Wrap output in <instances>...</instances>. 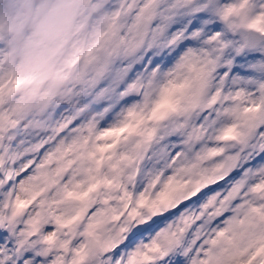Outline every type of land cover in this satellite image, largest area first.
I'll return each instance as SVG.
<instances>
[{"label":"snow or ice","instance_id":"1","mask_svg":"<svg viewBox=\"0 0 264 264\" xmlns=\"http://www.w3.org/2000/svg\"><path fill=\"white\" fill-rule=\"evenodd\" d=\"M68 100L0 67V264H264V0H110Z\"/></svg>","mask_w":264,"mask_h":264},{"label":"rangeland","instance_id":"2","mask_svg":"<svg viewBox=\"0 0 264 264\" xmlns=\"http://www.w3.org/2000/svg\"><path fill=\"white\" fill-rule=\"evenodd\" d=\"M29 1L30 0H16L15 1V5L20 6L19 7L20 10L18 12L19 17H16L15 15L11 14L12 15V18H11L9 14V7L7 6L8 8L7 22L11 20V24L13 25V27H15V23L18 24V27L11 29V32H12L11 34L9 33L5 34L3 32H0V67H2L4 72L7 74L10 65L12 64L18 65V67L22 66L21 68H19V71H20L19 74L21 75L34 74V76L37 79H40L43 76H46V77L50 76L51 78V76L53 75L54 76L60 75L59 73H53L52 69L55 66L53 65V63L59 62L60 61L59 58L60 59L63 58L64 45L61 42L65 41L66 43H69L67 44V47L69 49L68 53H72L71 54L72 59L70 60L69 57L65 58L64 60H67V61L62 63L61 69H59V67L55 68V70L61 71L63 75V81L57 84V86L60 85V87L57 89H54V88L46 89L45 87H43V85L39 83L33 86L24 85L21 92L18 93V96L20 97L21 100H24L26 98L25 94H29V97H33V96L39 97L43 95H51L61 100H68L71 98L70 96L71 90H73V93H74L76 89L83 87V85L86 83L89 73L92 71L95 65V62L99 60L98 55L100 54L101 59L107 55V47H106L107 45L100 42L101 35L96 30V28L100 32H104L106 30L102 26L105 25V21H106L105 17L108 18V13L106 12V10H104L101 13V15L98 16L99 18H101L98 21L97 20L98 17L95 18V16H97L95 15V12L93 13V10H89L91 0H87V1L86 0L84 1L82 0H63L62 7H60V11L58 12V10H56V16L58 17V19L55 20V21L60 20L61 24L59 25L58 29H53L50 33L52 36H54L53 40L57 39L56 35H60V33H63V34L59 38V40L61 39L60 42H58L59 45L53 48V52H52V49L50 51H48L49 49L47 50L46 55H47V58L49 59V63L46 66H44L40 63L38 64L37 61L40 59V54L42 53L41 52L42 50L40 49L41 46L48 44V42L46 41L47 37L45 35L47 31L44 33L43 28L40 29L41 25L38 26L37 24V22L39 21L38 19L40 17V12H39V9H37L36 5L38 2L42 4L40 5V7L41 6L45 7L46 5H49V9H48L49 11L55 7V2L57 0H34L30 4H29ZM77 1L82 2L83 5L81 3L80 4L85 8L84 14L80 18L78 17L79 10H77V7L79 6L80 8L81 5L77 4L76 3ZM109 1L110 0H98L99 5H97V7L100 9H105V6L108 5L107 3ZM6 2L8 1L0 0V9H2V11H4L2 8V5L6 4ZM73 7L75 9V16H77V18L75 16H71ZM30 8L36 11V15L33 21L29 22L27 21L28 19L27 11H29L28 9ZM67 8H69L71 12L68 13ZM61 11H64V12H61ZM63 18H66L67 20L63 21ZM81 18L84 20H82ZM85 18L87 19V22L85 21ZM12 19L15 21V23ZM92 20L95 21V25L92 24ZM97 22H99L100 24L98 27H97ZM1 24H3L2 19L0 20V26ZM90 26H95L96 28L94 27V29L91 30ZM19 30L21 32H19ZM16 32L19 34L18 36L16 35ZM67 32H73L75 36V40L73 39V37H72V40H69V39L66 40L65 36L67 35L70 36V34ZM83 33L88 35L89 37V44L86 45V48H84L85 51L89 52L88 59H86L85 56H83L79 52V49H82L80 41H81L82 35H84ZM21 36H23L22 39H21ZM15 40H24V44L22 46L25 47L26 51H28L30 47L33 48L34 46L31 52L35 53L33 52V50H36V52L39 53V54L35 53L37 54V56H35L36 57L35 60H30L29 62L26 61V58L23 56L24 54L16 59H13L12 55L14 56L19 55V53H17L16 51H12V49L14 50L16 49ZM76 45L79 46L77 50H76ZM32 53H30L29 55H33ZM52 53L57 54L58 58L57 59L51 58L50 56ZM83 65L84 67L81 68V66ZM36 66H38L40 69H36Z\"/></svg>","mask_w":264,"mask_h":264},{"label":"bare ground","instance_id":"3","mask_svg":"<svg viewBox=\"0 0 264 264\" xmlns=\"http://www.w3.org/2000/svg\"><path fill=\"white\" fill-rule=\"evenodd\" d=\"M16 1V0H15ZM15 1L14 0H10V1H8L6 4H3L2 5V8H3V10H8V8H7V6L9 7V14H10V16H11V18H12V15L11 14H13V15H15L16 17H19V15H18V12H19V10H20V6L18 5H15ZM32 1H34V0H30L29 1V4L32 2ZM82 1H84V0H82ZM87 1V0H86ZM85 1V2H86ZM62 2H63V0H57L56 2H55V7L52 9V10H49L48 11V9H49V5H46L45 7H40V5H42V4H40V2H38L37 3V9H39V12H40V17H39V21L37 22V24H38V26L39 25H41V28L40 29H42L43 28V32L45 33L46 31V33H45V35H46V37H47V42H48V44H45V45H42L41 46V54H40V59L38 60V59H36V60H38L37 62H38V64L40 63V64H42V65H44V66H46L48 63H49V59L47 58V50L48 51H50L51 49H52V52H53V48L55 47V46H58L59 45V43L58 42H60V40H59V38H60V36H62V34L63 33H60V35H56V37H57V39L56 40H53V37L54 36H52L50 33H51V31L53 30V29H58V27H59V25L61 24V21L59 20V21H55V20H57L58 19V17L56 16V10H58V12L60 11V7H62ZM77 4H82V2H80V1H77L76 2ZM76 3H75V5H76ZM109 3H110V1L107 3L108 5H106L105 6V9H100V8H98L97 7V5H99V2H98V0H93L92 2H91V4H90V6H89V10H93L94 12H95V15H97V16H95V18L96 17H98V16H100L101 15V13L104 11V10H106V12L108 13V18L107 17H105V19H106V21H105V25L104 26H102L103 28H105L106 30L104 31V32H100L95 26H90V29L92 30V29H94V27L96 28V30L99 32V34L101 35L100 36V42H102V43H104V44H106L107 46V48H108V41H107V35H108V27H109V20H110V15H111V10H110V8H109ZM80 4V5H81ZM83 5V4H82ZM80 6V8H79V6L77 7V10H79V13H78V17L80 18V17H82L83 16V14H84V7L83 6ZM22 7V6H21ZM29 10V9H28ZM47 10V11H46ZM30 11V10H29ZM29 11H27V15L29 14ZM67 11H68V13L69 12H71V10L69 9V8H67ZM61 12H64V11H61ZM35 15H36V11L34 12V15H33V17H32V20L31 21H33V19L35 18ZM71 16H75V9H74V7L72 8V15ZM76 18H77V16H75ZM2 19V23H3V25H4V27H6L7 26V17L5 16V14H4V12L2 11V9H0V20ZM82 19V18H81ZM101 18H99L98 17V21L100 20ZM109 19V20H108ZM13 20V19H12ZM67 19L66 18H63V21H66ZM82 20H84V19H82ZM14 21V20H13ZM70 21V20H69ZM52 22V23H51ZM14 23H15V21H14ZM92 24L93 25H95V21L94 20H92ZM100 24H99V22H97V27L99 26ZM52 26V27H51ZM102 27H100V28H102ZM97 32V33H98ZM67 33H69L70 34V36L69 35H67V36H65V39L67 40V39H69V40H72V37H73V39L75 40V36H74V34H73V32H67ZM84 34V33H83ZM84 41H86V40H84L83 39V37H82V39H81V41H80V44H82ZM63 45H64V49H63V58L62 59H60L59 58V62H55V63H53V65H55L54 67H53V69H52V72L53 73H59L60 75H56V76H51V78H52V80H51V78H50V76H43L42 78H40V79H37L36 77H34V74H30V76H33L34 77V82L33 83H31V84H27L28 86H33V85H36L37 83H39V84H41V85H43V87H45L46 89H52V88H54V89H57V88H59L60 87V85L59 86H57V84H59V83H61L62 81H63V75H62V73H61V71H57V70H55V68L57 67H59V69H61V65H62V63L63 62H65V61H67V60H64L65 58H67V57H69L70 58V60L72 59V53H68V47H67V44H69V43H66L65 41H62L61 42ZM73 43H74V41H73ZM73 45V44H72ZM78 45H76V50L78 49ZM33 48H34V46H33ZM32 47H30L29 48V50L28 51H26V49H25V47H24V52H23V54L22 53H20V52H18L19 54H21V55H23L25 58H26V61H30V60H35V56H37V54H39V53H37L36 52V50H33V52H35V53H37V54H35V53H32L31 52V50L33 49ZM70 48H71V46H70ZM76 50H75V52H76ZM12 51H15L14 49H12ZM79 52L81 53V49H79ZM30 53H32L33 55H29ZM88 53L89 52H87L86 51V54H85V58L86 59H88L89 58V56H88ZM51 58H54V59H57L58 58V56H57V54H51V56H50ZM98 57H99V60L101 59V56H100V54L98 55ZM11 66V65H10ZM35 66V65H34ZM33 66V67H34ZM40 66V65H39ZM22 66H19V68H21ZM41 67V66H40ZM84 67V65L83 66H81V68H83ZM10 67H9V69H8V72H7V74L9 75V73H10ZM36 69H40L38 66H36ZM16 70H17V72H18V67L16 66ZM32 72V71H31ZM39 80V81H38ZM74 80V79H73ZM56 85V86H55ZM25 96H26V98L25 99H27V98H30L29 97V94H25Z\"/></svg>","mask_w":264,"mask_h":264}]
</instances>
